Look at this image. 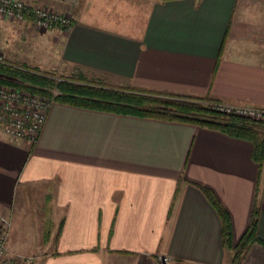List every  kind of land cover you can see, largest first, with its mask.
I'll use <instances>...</instances> for the list:
<instances>
[{
  "label": "crops",
  "instance_id": "crops-1",
  "mask_svg": "<svg viewBox=\"0 0 264 264\" xmlns=\"http://www.w3.org/2000/svg\"><path fill=\"white\" fill-rule=\"evenodd\" d=\"M57 6L70 17L67 30L38 31L26 20L0 18V54L111 87L264 107V0H66ZM29 29L44 60L12 50ZM199 186L226 213L233 244L258 208L257 240L238 264H264V159L252 160L249 140L55 101L33 142L0 131L6 246L27 255L47 250L38 264H154L157 255H166L167 264H230L219 215Z\"/></svg>",
  "mask_w": 264,
  "mask_h": 264
},
{
  "label": "trees",
  "instance_id": "trees-1",
  "mask_svg": "<svg viewBox=\"0 0 264 264\" xmlns=\"http://www.w3.org/2000/svg\"><path fill=\"white\" fill-rule=\"evenodd\" d=\"M0 83L21 87L51 101L100 111L190 123L216 129L251 142V158L264 159V122L238 115H225L215 108L220 101L207 96L175 94L147 88H116L82 75L63 76L37 68L0 64ZM219 215L221 243L231 250L230 264H238L249 245L257 240L258 208L253 207L248 225L238 241H231L230 225L212 193L198 187ZM47 235H44L46 237Z\"/></svg>",
  "mask_w": 264,
  "mask_h": 264
},
{
  "label": "built area",
  "instance_id": "built-area-1",
  "mask_svg": "<svg viewBox=\"0 0 264 264\" xmlns=\"http://www.w3.org/2000/svg\"><path fill=\"white\" fill-rule=\"evenodd\" d=\"M0 17L9 20H26L42 31L52 27L69 28L70 17L66 13L48 7L29 6L23 0H0ZM0 64L14 66L4 61ZM17 67V66H14ZM51 100L21 87L0 83V131L13 139L33 142L44 122ZM215 108L225 115L233 114L264 122V107L219 102ZM8 220L0 213V264H34L35 256L11 251L6 246ZM166 255H157L154 264H167Z\"/></svg>",
  "mask_w": 264,
  "mask_h": 264
},
{
  "label": "rangeland",
  "instance_id": "rangeland-1",
  "mask_svg": "<svg viewBox=\"0 0 264 264\" xmlns=\"http://www.w3.org/2000/svg\"><path fill=\"white\" fill-rule=\"evenodd\" d=\"M60 2H66V0H53V2L51 1V4L50 3L48 5L47 4H43V5L37 6V7H48L50 9L54 10V11H58V12H61V13H66L65 11H60L58 9V6L57 5ZM52 3H55L56 6H54V7L51 6V5H54ZM12 24L15 25V23H12ZM0 35H2V36L5 35L4 29L3 30H0ZM13 37H14V34H13ZM25 39H26L25 43L19 44L20 45V48L17 47L15 49V46H14V47H12V50L14 52H16L17 55H19L22 58L27 59V60H30V59L44 60L45 59V53H41V52H38V50H36V45L37 46H40L41 44H40V42L38 40L35 39V36L32 33V30L31 29L28 30V33H27ZM43 43H44L43 45H45L47 43V41H45ZM50 47L53 48L52 45L47 44V50ZM38 49H39V47H38ZM43 49L46 50L45 47H43ZM14 52H13V54H14ZM49 53H51V51ZM2 57H3L4 61L7 62V63H10V64H12L14 66H17V67L22 66L20 63H18L19 59L17 57H15V58L6 57V56H2ZM48 58L50 59V57H48ZM24 66L32 67V66H29V64L24 65ZM52 72H55L56 75L60 74L56 70L55 71H52ZM19 202H20V198L16 194L15 197H14V201H13V207H14V209L17 208V206L19 205L18 204ZM47 252L48 251L46 250V251L30 252L29 254L34 255L36 257L34 264H38L40 262V259L43 257V255L46 254Z\"/></svg>",
  "mask_w": 264,
  "mask_h": 264
}]
</instances>
